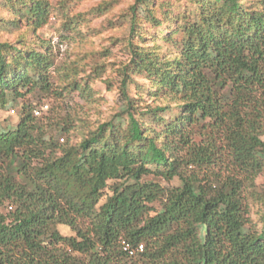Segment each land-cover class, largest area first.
I'll return each instance as SVG.
<instances>
[{"label":"trees","instance_id":"1","mask_svg":"<svg viewBox=\"0 0 264 264\" xmlns=\"http://www.w3.org/2000/svg\"><path fill=\"white\" fill-rule=\"evenodd\" d=\"M186 2L164 21L157 0L128 8L125 118L71 145L67 124L51 129L27 103L61 95L52 44L35 35L49 0H0L11 14L2 27L35 40L0 41V111H19L0 129V208H10L0 212V264H133L121 241L143 246L142 264H264V211L258 227L247 202L264 170V0ZM165 21L175 29L158 35L164 51L146 50V25ZM129 74L145 75L163 103L138 113Z\"/></svg>","mask_w":264,"mask_h":264},{"label":"rangeland","instance_id":"2","mask_svg":"<svg viewBox=\"0 0 264 264\" xmlns=\"http://www.w3.org/2000/svg\"><path fill=\"white\" fill-rule=\"evenodd\" d=\"M135 0H49L51 14L46 24L37 29L35 35L51 42L55 72L53 77L54 94L49 99L37 101L29 97L30 102L38 109L48 105V111L38 120L49 124L51 129L67 124L68 134L63 137L71 145L78 144L83 135L97 125L103 123L118 124L125 118L123 102L120 99L122 77L121 69L129 63L125 48L128 38V8ZM161 4L158 11L161 20L165 14L174 17L181 13L186 0H157ZM6 5L0 9V41L14 42L24 36L26 42L33 43L32 32L21 26L15 31H6L2 22L11 18ZM71 28L66 31L63 24ZM172 22L165 21L158 30L146 25V50L163 52L165 44L159 37L172 31ZM161 30L162 34H161ZM157 32V39H155ZM85 84V92L74 90L73 83ZM126 94L138 113L145 112L146 106H155L163 101L154 99L150 93V82L145 75L129 74L126 77ZM88 87V89H87ZM15 114L11 115L10 110ZM0 111V129H12L18 121V108ZM264 141V136L262 137ZM61 142V141H59ZM144 181L158 183L162 187H175L176 180L170 184L160 179L148 177ZM247 202L250 208V218L259 227V217L264 211V170L255 179L253 186L247 190ZM159 208L158 205H155ZM7 215L10 208L6 205L0 208ZM61 235H70L69 231L59 228ZM129 263H144L143 260H131Z\"/></svg>","mask_w":264,"mask_h":264},{"label":"built area","instance_id":"3","mask_svg":"<svg viewBox=\"0 0 264 264\" xmlns=\"http://www.w3.org/2000/svg\"><path fill=\"white\" fill-rule=\"evenodd\" d=\"M47 111H48V105H43V106H40L38 109L36 108L33 111V115H34V117H40L43 113H46ZM9 113L11 115H14L15 111L12 109V110L9 111ZM120 246H121V250L126 254V256L129 259H132V260H138L141 257V255L143 254V251H144L142 245H138L135 248H131L124 241H121ZM137 264H142V263H137Z\"/></svg>","mask_w":264,"mask_h":264}]
</instances>
